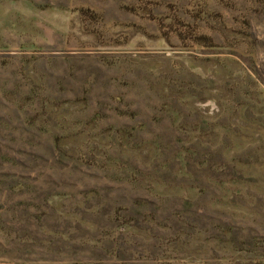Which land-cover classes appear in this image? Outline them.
Masks as SVG:
<instances>
[{
  "label": "rangeland",
  "instance_id": "1",
  "mask_svg": "<svg viewBox=\"0 0 264 264\" xmlns=\"http://www.w3.org/2000/svg\"><path fill=\"white\" fill-rule=\"evenodd\" d=\"M0 264H264V0H0Z\"/></svg>",
  "mask_w": 264,
  "mask_h": 264
},
{
  "label": "trees",
  "instance_id": "2",
  "mask_svg": "<svg viewBox=\"0 0 264 264\" xmlns=\"http://www.w3.org/2000/svg\"><path fill=\"white\" fill-rule=\"evenodd\" d=\"M83 12H85V11H83Z\"/></svg>",
  "mask_w": 264,
  "mask_h": 264
}]
</instances>
